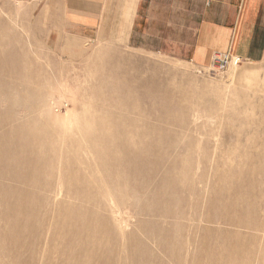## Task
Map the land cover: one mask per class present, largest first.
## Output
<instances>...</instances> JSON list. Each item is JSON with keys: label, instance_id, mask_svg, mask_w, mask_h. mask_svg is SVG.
<instances>
[{"label": "rangeland", "instance_id": "374dc122", "mask_svg": "<svg viewBox=\"0 0 264 264\" xmlns=\"http://www.w3.org/2000/svg\"><path fill=\"white\" fill-rule=\"evenodd\" d=\"M201 0H0V264H264V59H181Z\"/></svg>", "mask_w": 264, "mask_h": 264}, {"label": "crops", "instance_id": "0c3cea01", "mask_svg": "<svg viewBox=\"0 0 264 264\" xmlns=\"http://www.w3.org/2000/svg\"><path fill=\"white\" fill-rule=\"evenodd\" d=\"M195 25L181 59L203 68L219 53L253 63L264 59V0H201Z\"/></svg>", "mask_w": 264, "mask_h": 264}, {"label": "built area", "instance_id": "2783aa9c", "mask_svg": "<svg viewBox=\"0 0 264 264\" xmlns=\"http://www.w3.org/2000/svg\"><path fill=\"white\" fill-rule=\"evenodd\" d=\"M242 62L243 60L237 56H232L229 53H219L214 56L210 68L212 72L220 74L229 69L231 65L237 66L242 64Z\"/></svg>", "mask_w": 264, "mask_h": 264}]
</instances>
